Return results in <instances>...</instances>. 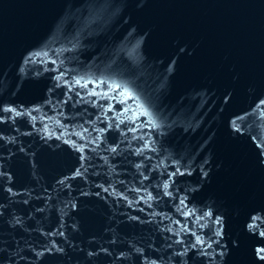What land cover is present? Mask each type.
<instances>
[{
	"label": "water",
	"instance_id": "obj_1",
	"mask_svg": "<svg viewBox=\"0 0 264 264\" xmlns=\"http://www.w3.org/2000/svg\"><path fill=\"white\" fill-rule=\"evenodd\" d=\"M264 0H0V264H264Z\"/></svg>",
	"mask_w": 264,
	"mask_h": 264
},
{
	"label": "snow or ice",
	"instance_id": "obj_2",
	"mask_svg": "<svg viewBox=\"0 0 264 264\" xmlns=\"http://www.w3.org/2000/svg\"><path fill=\"white\" fill-rule=\"evenodd\" d=\"M260 251H261L262 253H264V249H261ZM262 258H264V257H262Z\"/></svg>",
	"mask_w": 264,
	"mask_h": 264
}]
</instances>
